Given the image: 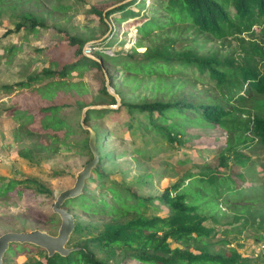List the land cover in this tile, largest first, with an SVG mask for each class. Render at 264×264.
<instances>
[{"label": "trees", "instance_id": "16d2710c", "mask_svg": "<svg viewBox=\"0 0 264 264\" xmlns=\"http://www.w3.org/2000/svg\"><path fill=\"white\" fill-rule=\"evenodd\" d=\"M140 4L137 0H128L107 10L106 6L101 5L91 7L90 10L101 24H104V19L113 12L120 11L117 22L138 16V10H131L129 7L134 5L137 8ZM155 13L159 14L151 17V20H146L147 26L142 33L143 37L148 38V43L139 45L137 41L141 39L138 37L134 41L136 45L133 46V43L130 46L131 54L120 52V58H115L113 65L122 60L123 70L132 67L134 71L156 76L161 72H168L162 69L165 66L173 69L193 68L212 83V93L204 91L202 94L192 96L187 94L188 96L182 95L180 98H175L173 94L167 100L160 98L149 102L120 103L114 108L96 110L99 114L95 115L98 118L109 113H117L125 107L130 118L134 113L141 117L143 115V120L135 119L132 124L139 126L141 133L150 131L153 138L161 137L169 143L174 142V145H182L189 139V142L214 139L213 134H203L204 136L200 137L198 133L191 134V138L180 137L183 133L180 126L185 123L191 125L197 123L203 126V129L212 131L211 133L223 132L225 136L216 146L215 165L201 167L197 174L190 175L187 180L181 178L166 186L155 198L139 196L118 186L113 180L104 185L106 177L98 167L104 158L100 157L96 146L97 129L87 124L91 118L86 110L82 122L94 131L99 160L84 181L78 198L64 207L68 208L70 204H75L87 215L99 212L104 218L99 223H89L86 226L87 232L91 235L81 236L79 222L76 221V215L72 214L73 230L66 243V247L72 250L63 256L57 253L48 256L44 249L29 243H13L30 247L36 254L26 255L18 264H120L118 261L115 263L106 261L108 257L115 255H119L123 260L129 258L141 264H255L243 258L236 248L229 247L226 251L215 250L212 249V244L205 243V239L213 232L212 228L205 225V221L209 217L215 221V214H210L216 207V203L212 202L213 196L219 197L221 193L227 191L240 193L237 183L241 181L242 175L236 172L237 170L234 172L232 170L235 167L243 168L250 162V158L243 150L254 144L257 149L264 152V0H161ZM29 24L33 27L36 22L31 21ZM157 30L167 33H164L163 37L161 35L158 37ZM191 35L217 41L222 46L227 42L228 49L200 51L196 42L190 38ZM113 36L112 31L105 37L93 41L94 45L100 46V50H95L96 57L90 58L81 52L85 42L80 37L64 33L60 38L57 37L56 42L52 39L47 43L50 45L45 51L51 64L26 76L25 82H17L15 85L23 88L32 84L40 85L36 96L48 103L60 93L70 96L72 91L85 93L84 78L89 77L95 69L101 70L104 62L100 54L108 55L103 50L111 46L110 38ZM231 40L235 42L234 45L230 44ZM117 41L119 45L124 44V40ZM140 46L143 50L137 53L135 48ZM105 76L110 85L112 76H107L106 73ZM10 87L6 86L7 89ZM88 90L86 93L101 101L95 102L93 99L85 102L75 96L72 97L73 101L77 102L79 116L81 108L86 105L116 104L115 97L106 91L102 83L95 89L97 91H92L89 85ZM165 90L170 92L168 91L170 89ZM114 93L119 96V92ZM246 104H251V107L246 108ZM59 107L55 104H46L39 106L35 113L28 112L31 117L40 116L34 129L45 133L49 139L58 136L57 131L61 127L67 131L70 126L64 116L57 114ZM26 111L22 110L25 114ZM126 124L132 126L131 123ZM77 126L80 132L87 133L86 129L81 128L79 119ZM106 132L108 131L105 129L102 134ZM198 135L199 137H196ZM78 145L90 158L87 136ZM38 147L53 151L51 145L41 143ZM202 149L204 148L200 150ZM29 153L31 154V149L29 151L24 149L19 151L18 155L27 157ZM227 169L229 174L224 172ZM261 178L263 188L264 176ZM94 181L95 186L104 192L101 196L87 193L88 182ZM10 193L16 197H26L29 202L26 208L29 210L30 203L38 195L51 197L49 188L32 179H10L6 183L0 182V196ZM237 198H240L236 199L238 203L252 199L242 194ZM153 200L166 207L165 215H143L142 210ZM261 200L264 202V198ZM237 202L231 204V208L236 211L235 214H241L242 220L247 221L242 213L249 212L252 207L239 205ZM223 203L227 204L228 199L224 198ZM236 206H240V210H237ZM252 224L255 228L264 230V211H256V219L252 220ZM172 243L176 246L172 247ZM227 243V240L222 238L216 240L214 245ZM13 244L4 252L0 264H5L8 255L13 253L11 246ZM188 245H193L196 252L189 250ZM95 251L102 252L105 257H97Z\"/></svg>", "mask_w": 264, "mask_h": 264}, {"label": "rangeland", "instance_id": "374dc122", "mask_svg": "<svg viewBox=\"0 0 264 264\" xmlns=\"http://www.w3.org/2000/svg\"><path fill=\"white\" fill-rule=\"evenodd\" d=\"M160 1L137 0L141 3L140 7L136 8L132 5L129 8L138 10V16L117 22L120 11L113 12L104 19L105 23L101 24L90 10L91 7L101 5L106 6L105 10H107L128 0H0V182L6 183L10 179H32L51 190L49 198L45 195L35 197L30 203V210L26 208V204L29 203L26 197H16L12 193L0 196V234L6 231L30 229H40L49 234H55L59 219L51 211L52 201L60 190L71 186L75 172L89 158L88 153L82 151L78 145L87 133L79 131L77 126L79 109L77 102L72 99L75 96L85 102L93 99L95 102L101 101L86 93L89 92L88 85L92 91H97L95 89H98L102 83L108 93L116 95V104H97L103 106L100 109L114 108L120 103L149 102L160 98L167 100L173 94L175 98H180L182 95L192 96L202 94L204 91L212 93V83L193 68L173 69L165 66L162 69L168 72H161L156 76L134 71L132 67L123 70L122 60L113 65L115 58H120V52L131 54L130 46L138 37L141 39L137 41L139 45L148 43V38L143 37L142 33L147 26L146 20H151V17L159 14L155 12ZM31 21L36 22L33 27L29 24ZM112 31L114 36L110 38V49L106 50L108 55L100 54L104 62L101 70L95 69L89 77L84 78L86 79V85L83 86L85 93L72 91V96L60 93L48 103L36 96L40 85L32 84L27 88L15 85L17 82H25L26 76L51 64L45 50L50 45L47 43L52 39L56 42L57 37L60 38L66 33L80 37L84 44H87L105 37ZM164 33L167 32L156 31L158 37L165 36ZM190 38L196 42L200 51L228 49L227 42L222 46L217 41L208 40L202 36L191 35ZM117 40H124V44L119 45ZM234 43L233 40L230 41L231 45ZM135 45L134 43L133 46ZM142 50L141 46L135 48L137 53ZM92 57L96 55L92 53ZM105 73L107 76H112L110 85ZM6 86L11 87L7 89ZM165 89H170L168 90L170 92ZM116 91L119 92V96L114 93ZM67 96L70 97L67 98ZM46 104L60 106L57 114L64 116L70 125L67 131L63 127L58 129V136H53V139H49L40 130L34 129L38 125L40 116L31 117L28 113H35L39 106ZM250 107L251 104H246V108ZM23 109L27 110L26 114L22 112ZM96 110L99 109H88L91 119L87 124L97 129L96 146L100 157L104 158L99 162L98 167L106 177L104 185H107L109 180H113L118 186L145 198H155L166 186L181 178L187 180L190 175L197 174L201 167L215 165L216 146L225 136L223 132L211 133L212 131L203 129V126L197 123L192 125L185 123L180 126L183 131L180 137L191 138V134L198 133L200 137L204 136L203 134H213L214 139L210 138V141L202 142H189V139L182 145H174V142L169 143L161 137L153 138L150 131L141 133L139 126L132 125L135 119L143 120L142 114L141 117L134 113L130 118L124 107L120 112L97 118L95 114L99 113ZM186 115L193 116L188 113ZM47 118L50 120L49 117ZM126 122L131 123L132 126H128ZM105 129L108 132L103 135ZM41 143L53 146V151L40 149L38 145ZM201 148L204 149L200 150ZM24 149L26 151L31 149V154L29 153L27 157L18 155V152ZM243 151L250 158V162L246 164V168L235 167L232 170L233 172L237 170L236 172L242 175L241 181L237 183L240 193L234 194L227 191L221 193L219 197L213 196L212 202L216 203V207L210 211V214H215V221L210 217L205 221V225L213 231L205 239V243L212 244V249L215 250L226 251L229 247L236 248L243 258L251 261L250 263L264 264V230L257 229L252 224V220L256 219V211H264V202L261 200L264 198V187L262 188L261 183V177L264 176V152L257 149L254 144ZM219 170L223 169L219 168ZM224 172L229 174L228 169ZM95 184L96 181L88 182L89 192L87 193L101 196L104 192L100 191ZM241 194L244 197L250 196L252 199L240 201L239 204L236 199H240L237 197ZM77 198L78 196L66 199L63 205ZM224 198L228 199L229 205L223 203ZM234 202L252 207V209L249 207V212L242 213L247 221L240 218L241 214H235L236 211L231 208ZM68 208L71 214L76 215V221L81 227V236L91 235L87 232L86 226L89 223H99L104 218L99 212L87 215L75 204H70ZM236 208L240 210V206ZM142 213L145 216H163L166 213V207L153 200L146 205ZM222 238L228 243L214 245L216 240ZM11 246L13 253L8 255L9 258L6 259L5 264H18L25 259L26 255H36L34 249L30 247L14 244ZM171 246L176 244L172 243ZM188 249L196 252L193 250V245H188ZM95 254L99 258L105 257L100 251H95ZM106 261L141 264L129 258L123 260L119 255L108 257Z\"/></svg>", "mask_w": 264, "mask_h": 264}, {"label": "water", "instance_id": "95a60500", "mask_svg": "<svg viewBox=\"0 0 264 264\" xmlns=\"http://www.w3.org/2000/svg\"><path fill=\"white\" fill-rule=\"evenodd\" d=\"M116 99V95L109 92ZM102 105H86L81 108L79 116V124L82 129L87 130V147L91 157L83 163L73 177L71 186L60 190L54 197L51 204L52 213L56 214L59 219V224L55 234H49L40 229H30L28 231H6L0 234V263L4 252L8 246L13 243H29L34 246L44 249L46 254L66 255L72 248L66 247L67 240L73 230V216L70 211L64 207L63 202L66 199L78 196L84 184V181L89 177L91 170L97 164L99 157L95 147L94 131L82 122L84 113L88 109H100ZM112 107V106H110Z\"/></svg>", "mask_w": 264, "mask_h": 264}, {"label": "built area", "instance_id": "2783aa9c", "mask_svg": "<svg viewBox=\"0 0 264 264\" xmlns=\"http://www.w3.org/2000/svg\"><path fill=\"white\" fill-rule=\"evenodd\" d=\"M108 49H110V48H107V49H105V50H103V51H104L105 53H107L106 50H108ZM95 50H100V46H96V45H94L93 42H91V43H87V44H83V46H82V48H81V52H82V54H83L84 56H86V57H90V58H93V57H92V53H94Z\"/></svg>", "mask_w": 264, "mask_h": 264}]
</instances>
